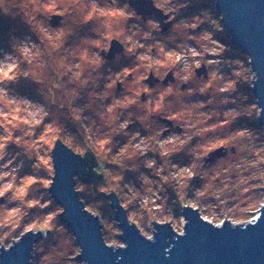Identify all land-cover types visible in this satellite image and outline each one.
I'll return each instance as SVG.
<instances>
[{"label": "rangeland", "instance_id": "rangeland-1", "mask_svg": "<svg viewBox=\"0 0 264 264\" xmlns=\"http://www.w3.org/2000/svg\"><path fill=\"white\" fill-rule=\"evenodd\" d=\"M152 3L163 30L128 0H0V245L41 230L32 264H79L47 190L57 137L95 156V190L76 176L74 186L108 245L123 243L101 191L111 189L148 238L152 220L182 232V205L214 225H235L253 220L263 202L249 58L231 44L215 0ZM113 40L122 51L109 60ZM168 74L173 81L164 83Z\"/></svg>", "mask_w": 264, "mask_h": 264}, {"label": "water", "instance_id": "water-1", "mask_svg": "<svg viewBox=\"0 0 264 264\" xmlns=\"http://www.w3.org/2000/svg\"><path fill=\"white\" fill-rule=\"evenodd\" d=\"M134 11L144 20L153 15L163 30L161 11L152 0H128ZM215 10L220 22L230 37L232 45L247 55L254 75L250 80L251 91L258 107V126L264 139V0H215ZM61 17L53 15L49 20L56 26ZM122 47L111 41L107 58L110 60ZM200 71H198V74ZM173 81L168 74L164 83ZM146 82L152 86L155 78L148 75ZM144 94L142 95V97ZM168 124L171 121L165 119ZM219 149L205 158L211 162L219 155ZM90 157L84 159L74 153L57 137L51 148L54 167L52 181L47 190L62 208L58 214L62 222L73 234L79 253L73 257L79 264H264V198L257 209L256 217L246 223L232 224L225 219L214 225L203 219L197 208L181 206L184 223L182 232H176L168 221L156 223L152 237L141 234L121 206L116 194L104 196L109 199L114 219L121 233L118 235L122 245H108L102 235L99 217L84 206L75 190V176L84 182H91L93 189L100 180L101 172L96 174L97 164L94 154L85 145ZM261 189L264 192V183ZM100 193V192H99ZM255 212V211H254ZM43 236L41 230L28 229L12 245H0V264H32L36 241Z\"/></svg>", "mask_w": 264, "mask_h": 264}, {"label": "trees", "instance_id": "trees-1", "mask_svg": "<svg viewBox=\"0 0 264 264\" xmlns=\"http://www.w3.org/2000/svg\"><path fill=\"white\" fill-rule=\"evenodd\" d=\"M6 27V26H5ZM81 157H83L84 159H86L87 157H90V154H88V153H84V154H79ZM97 165H95L94 166V171H95V173L96 174H99L98 173V171H96L95 170V167H96ZM100 176H101V174H100ZM54 177V176H53ZM102 177V176H101ZM78 192V198L80 199V192L79 191H77ZM108 195V194H107ZM107 197V196H106ZM81 200V199H80Z\"/></svg>", "mask_w": 264, "mask_h": 264}, {"label": "flooded vegetation", "instance_id": "flooded-vegetation-1", "mask_svg": "<svg viewBox=\"0 0 264 264\" xmlns=\"http://www.w3.org/2000/svg\"><path fill=\"white\" fill-rule=\"evenodd\" d=\"M142 94H144V93H142ZM144 96H145V95H144ZM162 120H163V121H162ZM162 120H161V121L164 122V123H166L167 126H169V127L171 126V124H168V122H166L165 119H162ZM167 128H168V127H167ZM170 130H171V127H170ZM166 131H167V130H163V135H164V133H165Z\"/></svg>", "mask_w": 264, "mask_h": 264}]
</instances>
